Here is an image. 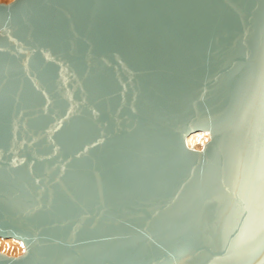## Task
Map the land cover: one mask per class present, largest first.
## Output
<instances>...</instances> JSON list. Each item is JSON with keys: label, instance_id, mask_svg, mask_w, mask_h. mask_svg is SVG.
<instances>
[{"label": "water", "instance_id": "water-1", "mask_svg": "<svg viewBox=\"0 0 264 264\" xmlns=\"http://www.w3.org/2000/svg\"><path fill=\"white\" fill-rule=\"evenodd\" d=\"M263 65L264 0L0 3V236L24 245L0 264L221 257L194 229L234 191L237 139L264 132Z\"/></svg>", "mask_w": 264, "mask_h": 264}, {"label": "bare ground", "instance_id": "bare-ground-1", "mask_svg": "<svg viewBox=\"0 0 264 264\" xmlns=\"http://www.w3.org/2000/svg\"><path fill=\"white\" fill-rule=\"evenodd\" d=\"M262 87H264V83L260 84L256 91L257 94H260ZM254 107H256L255 104ZM250 110H254L253 107ZM246 114H242L241 117L247 121L246 123L252 125L254 130H258L259 117L256 111L252 116H247ZM238 129L242 130L243 125H238ZM252 134L257 135L251 139L241 136L240 138L246 139L240 141L238 138L236 141L234 153L237 159L233 160L232 169H230L234 191L227 195V199H218V203L216 200L211 202L212 204L224 206V210L222 209L216 213L215 223L199 222L194 229L197 234H201L200 240L202 242L211 245L210 250H215L219 245L224 250L221 257H213L214 259L207 264H255L264 260V227L261 226L259 218L253 221L250 217V210L255 209V204L252 202L253 197L249 195L253 189H259L261 184H264V180L260 178L261 173L264 172V132L258 134V131H255ZM208 139V131L197 130L186 136V143L189 147L201 149ZM208 169V166H206V171ZM204 170L202 169V171ZM202 175L207 176L208 173H202ZM169 177L170 175L162 176L161 179L167 182ZM197 179L212 186H218L213 187V194L225 186L222 182L206 180L201 176H197ZM213 199H215L214 196ZM241 208L246 209L243 222L239 223L237 234L228 238V231L232 228ZM184 228L186 227L184 226ZM23 251L24 245L19 239L0 236L1 253L17 256L22 254ZM197 253L194 254V259L192 258L195 262H200L202 258L206 257L205 252ZM256 253H259V256L255 259L254 255ZM183 260L184 257L176 264H181Z\"/></svg>", "mask_w": 264, "mask_h": 264}, {"label": "snow or ice", "instance_id": "snow-or-ice-1", "mask_svg": "<svg viewBox=\"0 0 264 264\" xmlns=\"http://www.w3.org/2000/svg\"><path fill=\"white\" fill-rule=\"evenodd\" d=\"M260 178L264 180V172L261 173ZM249 195L253 197L252 202L255 204V209L250 210V217L253 221H255L256 218H259L261 226L264 227V184H261L259 189H253ZM8 264H12V262L10 261Z\"/></svg>", "mask_w": 264, "mask_h": 264}, {"label": "clouds", "instance_id": "clouds-1", "mask_svg": "<svg viewBox=\"0 0 264 264\" xmlns=\"http://www.w3.org/2000/svg\"><path fill=\"white\" fill-rule=\"evenodd\" d=\"M9 0H0V3H7Z\"/></svg>", "mask_w": 264, "mask_h": 264}, {"label": "rangeland", "instance_id": "rangeland-1", "mask_svg": "<svg viewBox=\"0 0 264 264\" xmlns=\"http://www.w3.org/2000/svg\"><path fill=\"white\" fill-rule=\"evenodd\" d=\"M8 3V2H7Z\"/></svg>", "mask_w": 264, "mask_h": 264}]
</instances>
